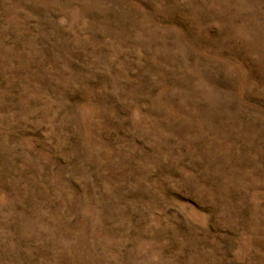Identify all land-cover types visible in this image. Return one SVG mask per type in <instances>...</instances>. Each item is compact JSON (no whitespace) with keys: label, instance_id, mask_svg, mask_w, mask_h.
<instances>
[{"label":"rangeland","instance_id":"1","mask_svg":"<svg viewBox=\"0 0 264 264\" xmlns=\"http://www.w3.org/2000/svg\"><path fill=\"white\" fill-rule=\"evenodd\" d=\"M0 264H264V0H0Z\"/></svg>","mask_w":264,"mask_h":264}]
</instances>
